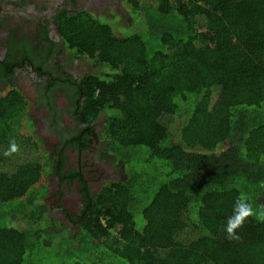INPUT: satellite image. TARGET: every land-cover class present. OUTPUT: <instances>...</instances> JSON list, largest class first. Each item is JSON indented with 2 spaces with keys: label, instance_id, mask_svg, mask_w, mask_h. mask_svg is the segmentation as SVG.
Here are the masks:
<instances>
[{
  "label": "trees",
  "instance_id": "trees-1",
  "mask_svg": "<svg viewBox=\"0 0 264 264\" xmlns=\"http://www.w3.org/2000/svg\"><path fill=\"white\" fill-rule=\"evenodd\" d=\"M121 1L105 21L57 18L92 68L71 83L82 126L62 147L32 134L19 87L0 93V264H264V223L249 217L240 240L224 230L241 192L264 205V0ZM90 135L116 169L95 191L64 173L65 148ZM51 173L79 176L76 218L55 217Z\"/></svg>",
  "mask_w": 264,
  "mask_h": 264
},
{
  "label": "flooded vegetation",
  "instance_id": "flooded-vegetation-1",
  "mask_svg": "<svg viewBox=\"0 0 264 264\" xmlns=\"http://www.w3.org/2000/svg\"><path fill=\"white\" fill-rule=\"evenodd\" d=\"M87 6L80 0H0V91L12 85L19 87L31 106L36 104L46 111L43 121L60 141L72 136L63 116L74 120L70 128L74 133L82 126L74 115V105L80 99L73 98L76 89L71 83L87 71L67 69L64 59L68 51L63 47L57 18L66 11L89 10ZM28 89L32 90L31 96ZM72 148L80 155L88 150ZM79 214L72 215L76 218Z\"/></svg>",
  "mask_w": 264,
  "mask_h": 264
},
{
  "label": "rangeland",
  "instance_id": "rangeland-1",
  "mask_svg": "<svg viewBox=\"0 0 264 264\" xmlns=\"http://www.w3.org/2000/svg\"><path fill=\"white\" fill-rule=\"evenodd\" d=\"M88 0H80L83 6H87ZM89 11L93 12L95 15H101L103 21L107 20V16L104 14H112L113 12H123V4L121 0H92L90 4L86 7ZM106 16V17H105ZM120 20L119 15L115 18L114 22ZM114 22L112 26L114 29H118V32L121 28L128 27V20H123L120 24L115 25ZM65 62L67 69H73L78 71H91L92 68L89 64L84 63L80 58L74 56L70 52L65 53ZM28 94L31 96L32 90L28 89ZM1 92V91H0ZM60 104L62 103L59 100ZM29 113L33 117L35 127L31 129L33 135H40L42 138V146L45 150L53 152L58 146L62 147L64 141H60L58 138H55L51 132L50 126L43 121L46 116V111L39 108L36 104L31 106L28 105ZM64 124L69 128L75 125V122L72 118L63 116ZM102 116L97 118L96 121L92 123L94 127V133L97 134L98 131L102 128ZM45 122V123H44ZM72 130V129H71ZM74 131V130H73ZM22 135H27V131L23 129L21 131ZM32 136V135H31ZM33 140L34 137L32 136ZM91 145L88 150L82 151V154L74 150L71 145L65 148L64 154L66 157L64 164V173L71 172L75 175L79 171V174L84 178L85 182L88 181L89 185L97 190L99 187L106 181V179L114 178L116 175V169L114 168L112 161L109 159H104L100 154V146H98L94 136L91 138ZM68 171V172H67ZM42 179L41 182H43ZM40 182V183H41ZM46 182V179H45ZM47 182L49 185V196L48 202L53 208V212L57 219L67 220V215L64 212V209H67L71 214H76L81 211L82 208V197L79 194V188L81 187L80 179L75 178L73 181H64L58 175L51 173L47 177ZM38 183V184H40ZM88 185V184H87Z\"/></svg>",
  "mask_w": 264,
  "mask_h": 264
},
{
  "label": "clouds",
  "instance_id": "clouds-1",
  "mask_svg": "<svg viewBox=\"0 0 264 264\" xmlns=\"http://www.w3.org/2000/svg\"><path fill=\"white\" fill-rule=\"evenodd\" d=\"M19 151V145L15 140L10 141L9 148L5 155H11ZM264 187V185H262ZM249 217H254L257 222L264 223V205L254 208L250 201V197L241 192L233 204L232 215L227 217L225 224V232L230 240H240L241 237L238 229H241Z\"/></svg>",
  "mask_w": 264,
  "mask_h": 264
}]
</instances>
